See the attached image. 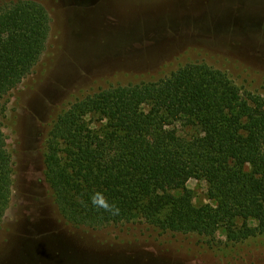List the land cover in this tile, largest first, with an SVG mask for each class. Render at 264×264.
Returning a JSON list of instances; mask_svg holds the SVG:
<instances>
[{"label":"trees","instance_id":"trees-1","mask_svg":"<svg viewBox=\"0 0 264 264\" xmlns=\"http://www.w3.org/2000/svg\"><path fill=\"white\" fill-rule=\"evenodd\" d=\"M49 32L41 4L0 0V228L13 176L2 121ZM45 142L44 180L75 228L141 219L209 238L224 229L234 243L264 236V97L221 70L193 63L157 82L100 90L62 112ZM189 180L205 183L212 204H193ZM96 193L112 212L92 205Z\"/></svg>","mask_w":264,"mask_h":264},{"label":"rangeland","instance_id":"rangeland-1","mask_svg":"<svg viewBox=\"0 0 264 264\" xmlns=\"http://www.w3.org/2000/svg\"><path fill=\"white\" fill-rule=\"evenodd\" d=\"M32 1L48 12L50 32L39 61L9 95L2 121L13 176L0 264H264V236L234 243L224 229L209 238L141 219L75 228L44 180L53 121L100 90L157 82L202 63L264 97V0ZM185 187L195 206L212 204L204 182Z\"/></svg>","mask_w":264,"mask_h":264},{"label":"clouds","instance_id":"clouds-1","mask_svg":"<svg viewBox=\"0 0 264 264\" xmlns=\"http://www.w3.org/2000/svg\"><path fill=\"white\" fill-rule=\"evenodd\" d=\"M91 203L97 209H103L104 211L112 212L114 206L107 203L106 198L101 193H96L91 198Z\"/></svg>","mask_w":264,"mask_h":264}]
</instances>
